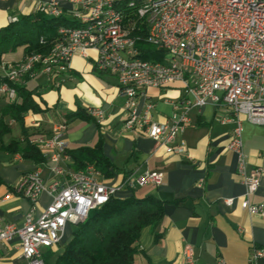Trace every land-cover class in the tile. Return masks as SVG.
Returning a JSON list of instances; mask_svg holds the SVG:
<instances>
[{
	"label": "built area",
	"instance_id": "built-area-1",
	"mask_svg": "<svg viewBox=\"0 0 264 264\" xmlns=\"http://www.w3.org/2000/svg\"><path fill=\"white\" fill-rule=\"evenodd\" d=\"M58 0L41 3L38 12L47 18L51 14H72L77 18L105 15L107 23L94 26L89 32H71L60 27V50L49 61L25 56L29 66H36L34 75L15 77L18 62L0 65V97L16 101V88H9V81L17 85L43 75L48 84L58 86L71 71L76 55L89 58V54H73V46H92L97 52L94 69L98 73L119 76L120 92L127 99L126 131L146 133L151 139L166 146L168 153L186 154L183 146H175L190 124L191 109L207 105L225 106L228 115L223 122H234L229 149L237 155L238 173L243 177L246 195L257 192L263 171L247 172L243 150L244 123L264 126V0H185L178 12L157 13L159 4L174 0H161L152 6H133L114 9L115 0ZM19 19L10 17L9 20ZM118 36L137 37L135 46H115ZM153 46L163 54L162 60L143 59L140 45ZM41 44L47 45V41ZM122 54H129V63H122ZM182 85L191 95L179 107L169 123H153L148 114H138V99L150 88L164 89ZM89 114L102 121L101 110ZM67 126L59 125L49 137L31 140L36 145L50 170L53 180L46 184L43 167L23 174L14 186V193L27 199L32 207L21 224L9 223L0 213V249L17 240L21 258L27 264H46L49 251L61 246L68 228L85 222L90 213L116 197L119 187L108 186L102 173L87 165L82 171H70L62 162L67 158L65 139ZM133 187L142 189L164 185L165 174L146 171L133 178ZM50 193L51 204L39 215L37 205L41 196ZM232 206L234 199H227ZM241 207L251 215L264 217V204H252L248 199ZM188 264H195L191 247L185 250ZM264 258V249L256 250L250 259L255 263ZM218 264H227L220 259Z\"/></svg>",
	"mask_w": 264,
	"mask_h": 264
},
{
	"label": "crops",
	"instance_id": "crops-1",
	"mask_svg": "<svg viewBox=\"0 0 264 264\" xmlns=\"http://www.w3.org/2000/svg\"><path fill=\"white\" fill-rule=\"evenodd\" d=\"M49 1L0 0V28L10 24V17L34 14L41 3ZM58 1L67 7L62 0ZM85 54H89V58L76 55L72 59L70 73L58 86L48 84L41 74L26 83L27 89L34 92V101L40 110L25 114L22 123L7 117L12 132L4 138V144L20 141L24 148L23 130L28 139L33 140L51 136L59 125L64 124L67 126L68 150L62 166L76 171L68 151L100 147L112 165L109 176L100 172L106 185L119 187L116 198L151 196L163 202V221L156 232L150 228L142 231L135 264H188L187 247L193 249L195 264H218L220 259L227 264H264V258L250 262L256 250L264 249V217L251 215L241 207L245 199L252 204H264V126L245 122L243 127L247 172L263 171L259 189L248 197L243 177L238 173L237 155L229 149L236 125L223 122L228 115L225 106L191 109L190 124L174 143L185 147L186 154L168 153L166 146L146 133L125 130L127 99L120 92L118 78L95 71L96 51L88 50ZM25 56L24 49L19 48L15 53L4 55L2 60L20 62ZM188 100L193 97L187 95L180 84L164 89L150 88L139 97L137 111L140 116L148 114L153 123L165 124L172 121L178 108ZM9 103L0 97V112ZM92 109L101 110L104 119L99 121L91 116L89 111ZM80 110L84 117L69 118ZM40 166L43 167V178L49 184L54 178L49 163H36L19 154L0 151V213L6 222L21 224L30 211L31 203L16 195L14 186L23 174ZM146 171L163 172L164 185L133 187L131 180ZM227 199H234V204L228 206ZM51 201L50 193L45 192L37 205V215ZM72 235L73 228L70 227L61 246L53 251L51 263ZM18 243L14 240L1 247L0 264H27L21 258Z\"/></svg>",
	"mask_w": 264,
	"mask_h": 264
},
{
	"label": "trees",
	"instance_id": "trees-1",
	"mask_svg": "<svg viewBox=\"0 0 264 264\" xmlns=\"http://www.w3.org/2000/svg\"><path fill=\"white\" fill-rule=\"evenodd\" d=\"M73 27L69 15L59 18L46 17L40 12L21 16L17 22L0 28V65L3 56L24 49L25 55H48L58 39L60 27ZM47 41V45L41 44ZM142 58L162 60L163 54L146 43L140 45ZM3 79H0V84ZM16 88V101L7 104L0 112V151L19 154L24 159L43 163L39 148L26 136V147L20 141L4 144V138L12 130L6 118L22 123L24 115L30 111L37 112L39 107L34 101V92L26 85H12ZM84 117L82 110L69 118ZM74 160L76 171H82L87 165H94L105 176H109L112 166L100 147H80L68 151ZM165 204L151 196L139 198L135 195L125 198H112L106 205L93 210L88 219L73 228L71 240L51 263L54 253L49 251L46 264H135L139 253L138 242L142 231L150 228L156 232L164 218ZM159 239V235H157Z\"/></svg>",
	"mask_w": 264,
	"mask_h": 264
},
{
	"label": "bare ground",
	"instance_id": "bare-ground-1",
	"mask_svg": "<svg viewBox=\"0 0 264 264\" xmlns=\"http://www.w3.org/2000/svg\"><path fill=\"white\" fill-rule=\"evenodd\" d=\"M156 3H161V0H115L114 9H121L133 6H152ZM185 0H174L173 2L159 4L157 6V13L166 12H178L184 8ZM64 15H69L71 22L74 26L69 27L71 32H89L94 29V26H100V24L107 23V16L98 15L92 16L87 20L85 18H77L72 14H51L48 17L59 18ZM18 19L10 20V23L17 22ZM59 38V32H58ZM135 46L137 45V37L125 38V36H118L115 39V46ZM60 50V41L57 40L51 53L48 55H41L42 61H49L53 56L57 55ZM93 50L92 46H73V54H85L86 51ZM33 58H40V55H33ZM122 63H129V54H122ZM36 73V66H29V59H23L18 62V66L15 67V77H22L25 75H34ZM119 80V76H116ZM12 85H16V81H9V88H14Z\"/></svg>",
	"mask_w": 264,
	"mask_h": 264
},
{
	"label": "rangeland",
	"instance_id": "rangeland-1",
	"mask_svg": "<svg viewBox=\"0 0 264 264\" xmlns=\"http://www.w3.org/2000/svg\"><path fill=\"white\" fill-rule=\"evenodd\" d=\"M16 57H18V56H16ZM15 58V57H14Z\"/></svg>",
	"mask_w": 264,
	"mask_h": 264
}]
</instances>
